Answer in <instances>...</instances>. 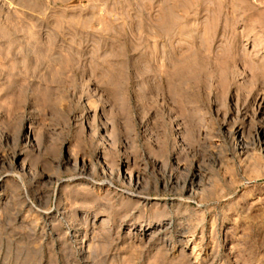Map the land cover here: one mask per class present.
<instances>
[{"label": "rangeland", "instance_id": "rangeland-1", "mask_svg": "<svg viewBox=\"0 0 264 264\" xmlns=\"http://www.w3.org/2000/svg\"><path fill=\"white\" fill-rule=\"evenodd\" d=\"M263 135L264 0H0V264H264Z\"/></svg>", "mask_w": 264, "mask_h": 264}, {"label": "bare ground", "instance_id": "bare-ground-1", "mask_svg": "<svg viewBox=\"0 0 264 264\" xmlns=\"http://www.w3.org/2000/svg\"><path fill=\"white\" fill-rule=\"evenodd\" d=\"M262 139H263V141H264V135H263V138H262ZM263 141H262V143H263ZM242 142H243V141H242ZM239 146H240V145H239ZM263 146H264V145H263ZM246 148H247V147H246ZM262 148H263V147H262ZM243 150H244V149H243ZM239 154H240V153H239ZM241 154H242V153H241ZM245 154H246V153H245ZM242 156H243V155H242ZM190 184H191V183H190ZM196 184H197V183H196ZM198 188H199V187H198ZM188 189H189V188H188ZM136 192H137V191H136ZM138 193H139V192H138ZM138 193H135V195L139 197L140 194H138ZM162 221H163V220H162ZM151 226H153V225H151ZM163 226H164V225H163ZM145 229H146V228H145ZM136 231H137V230H136ZM147 235H148V234H147ZM186 239H187V238H186ZM188 240H189V239H188ZM188 242H189V241H188ZM186 244H187V243H186Z\"/></svg>", "mask_w": 264, "mask_h": 264}]
</instances>
